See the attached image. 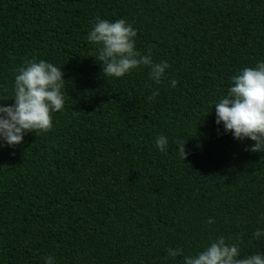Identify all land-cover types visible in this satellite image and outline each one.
<instances>
[{
	"label": "trees",
	"instance_id": "16d2710c",
	"mask_svg": "<svg viewBox=\"0 0 264 264\" xmlns=\"http://www.w3.org/2000/svg\"><path fill=\"white\" fill-rule=\"evenodd\" d=\"M96 18L132 24L136 47L170 66L160 84L146 67L104 77L86 39ZM33 58L62 67L65 105L49 132L0 148V264H171L167 248L216 235L264 252L251 238L264 153L211 109L264 58V0H0V95Z\"/></svg>",
	"mask_w": 264,
	"mask_h": 264
},
{
	"label": "clouds",
	"instance_id": "9594fccd",
	"mask_svg": "<svg viewBox=\"0 0 264 264\" xmlns=\"http://www.w3.org/2000/svg\"><path fill=\"white\" fill-rule=\"evenodd\" d=\"M137 30L124 18L117 20L96 18L87 31L86 39L95 48V60L104 77L122 78L134 70L146 67L149 79L160 84L169 64L155 62L151 52L143 53L136 47ZM226 93L213 101L215 123L225 134L238 141H250L246 151L264 153V58L252 66L239 69L230 77ZM176 87L177 81H169ZM62 67L44 59L26 60L15 70L10 95H0V148L20 145L28 133L44 134L51 130L52 114L63 111L65 105ZM7 92V90H4ZM159 95L154 89L149 102ZM11 100L10 104L4 101ZM169 139L155 138L154 145L166 152ZM183 143L180 154L185 159ZM208 225L215 223L209 217ZM252 240L264 237V212L258 214ZM241 240L224 235L209 236L196 250L186 253L180 246L166 249V261L171 264H264V252L242 255ZM44 264H56L51 255L43 257Z\"/></svg>",
	"mask_w": 264,
	"mask_h": 264
}]
</instances>
